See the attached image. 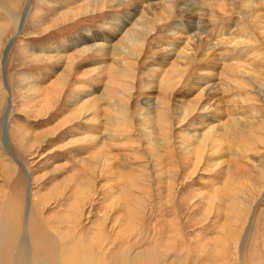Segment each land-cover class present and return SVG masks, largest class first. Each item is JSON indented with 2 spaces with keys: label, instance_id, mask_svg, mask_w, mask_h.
Here are the masks:
<instances>
[{
  "label": "rangeland",
  "instance_id": "374dc122",
  "mask_svg": "<svg viewBox=\"0 0 264 264\" xmlns=\"http://www.w3.org/2000/svg\"><path fill=\"white\" fill-rule=\"evenodd\" d=\"M82 1L20 0L19 23L8 22L0 37V246L13 236L0 263L54 264L62 247L84 243L113 264H264V2L215 0L211 16H202L210 46L232 32L248 46L238 73L224 66L236 63L221 45L200 59L205 43L199 50L191 44L189 74H170L182 61L157 50L167 38L163 23L138 58L131 123L119 130L104 121L105 102L80 106L108 82L97 61L109 60L97 50L79 58L55 97L46 91L65 67L64 45L110 32V21L131 8L106 0V8L85 13ZM171 17L168 24L182 25ZM179 33L169 48L184 45L188 33ZM198 64L213 83L201 97ZM233 116L245 123L236 137L225 128ZM21 228L26 253L17 245Z\"/></svg>",
  "mask_w": 264,
  "mask_h": 264
},
{
  "label": "bare ground",
  "instance_id": "6f19581e",
  "mask_svg": "<svg viewBox=\"0 0 264 264\" xmlns=\"http://www.w3.org/2000/svg\"><path fill=\"white\" fill-rule=\"evenodd\" d=\"M115 1L117 5L130 6L131 8L128 9L127 13L124 15L123 18L114 17L110 21L109 23L110 32L99 30L100 32L98 31V32L87 33L85 36H79L78 38L71 40L67 44V46L66 45L63 46V50H60V52H62L61 56H63L65 59L64 60L65 67L60 71L61 75L60 77L59 76L57 77V79L55 80V84H52L50 88L46 89L49 97L51 98L55 97L54 95H56V92H58L59 84L62 82L61 80L64 79V77L67 78L68 76H70V72L76 66V62L79 61V58L82 57V55L97 50V52L101 54L102 57L104 56L105 58H108L107 60H109V62L107 61L102 62L101 60L97 61L98 64L100 63V66L102 68L101 70L107 73L106 80H108V82H106V85H104L105 90H103L99 94L93 93L94 96L92 98L86 97V99H83L80 102V104H83L80 106L85 107L89 103L90 107L93 106L96 109L97 100H101L105 102L106 104V106L104 107H107V109L105 108L106 111H104V114H103L104 117H106V120H104L106 124L109 123L108 125H110L109 126L110 128H115L119 130L121 129L120 126H125L126 128L127 125L131 123V112L129 110L130 102H131L130 92L133 88V80L135 79V66H137V63L139 62L138 58L141 57V54L146 52L147 49H149L148 47L147 48L145 47L146 46L145 44L146 42H148L150 35L155 34L157 33V31L163 29L164 28L163 23L165 22H166L165 23L166 33L164 34L167 35L166 36L167 38L163 39V41L162 40L157 41V44L159 45V48H157V50L162 51L164 55L173 54L175 59L182 61V64L179 63V61L175 63L170 62V64L173 63L172 68L170 69V74H174V76L179 74L180 80L182 76L186 75V73L189 74L190 70H188V66L189 65L192 66L191 63L194 62V59H195L194 58L195 56H192V58H190L192 54L190 52L192 49L191 44H193L194 47H196V49L199 50L201 46H203L205 43H208V45L205 47V53L200 56V59L206 58L210 53H212L211 51L215 52L214 51L215 47L219 45H221L219 46L220 50H223L225 55L226 53H229L231 51L230 55L232 56V53L234 55L232 57L230 55L229 56L230 58L235 60L236 64L235 63L234 64L236 66L233 67L231 64L226 65V63H224V66L229 67L228 70L231 69V71H234V69H237L235 71H237L238 73L241 71L240 68H242L245 65L243 62L244 60H242L243 62L242 63L240 61V58L243 57V55L248 54L249 50L247 49L248 46H246V48L244 47L245 45L244 40L238 37L237 35L238 32H236L237 34L235 32L230 33V34H233V36L231 37H224V36L217 37L218 40H216L214 44H211L212 46H210L208 42V39L210 36H206V34L208 33V29L204 23L205 21L203 22L204 19L202 16L204 17L211 16L210 13L212 12V10L209 7H211V4H213L215 0H115ZM19 2L20 0H0V11L2 10L5 14L4 17L2 18L0 17V37L4 34L3 32L6 31L8 22L11 25H15L19 23L20 15H21L17 12ZM82 2L84 4L79 9L83 11H80V12L87 13L88 11H94L95 9L103 8L104 4L106 3V0H86ZM242 2L246 7H250V6L254 7V6L262 4L264 0H243ZM220 3L221 4L218 6V9L224 10L225 9L224 2L220 1ZM204 5H206V7ZM60 11L62 14L65 13L63 10H60ZM173 13H176L179 19L182 18L180 19L181 21H183L182 25H176V23L168 24L169 21H171L172 19L171 15ZM213 15H214V12H213ZM208 21L206 24H208ZM16 27L17 26H15L14 28ZM210 28H211V25H210ZM186 32L188 34H186ZM177 33L181 35L182 34L187 35L185 38L184 45L180 49L177 46L169 48L168 47L169 45H173L176 39H179V38H174L175 37L174 34H177ZM205 38L207 39L206 42L203 41ZM230 43L232 44L230 45ZM161 45H166V46L163 48H160L162 47ZM228 46L231 47V50L226 49ZM68 49H72V51L69 54H68ZM196 49H195V53H196ZM241 53L243 54L241 55ZM161 57H162V62L164 63L166 60V56L165 57L161 56ZM245 58L247 57L244 56V59ZM245 60H248V59H245ZM92 64H96V63H92ZM199 65L200 64H198V66L194 65L195 71L196 70L197 72L201 71L200 74L196 76V79L199 81V84L201 83L202 79H204L203 81H204L205 87L204 88H200L198 86L197 87L200 88L199 94L201 93L204 95V93L202 92L205 90H209L210 88H213L212 87L213 83H209L208 80H205L207 73L204 72V70L201 68V66L199 67ZM161 66L162 64L159 63V67ZM96 69H98V66L96 67L92 66L89 68V71L92 72V71H95ZM223 72H226V71L221 70L220 72L221 76L220 74L218 75L221 77V79H222ZM226 74L227 73L225 74L223 73V75H226ZM229 76L231 77V75ZM167 78H164L162 81L166 82ZM172 79H173V76H172ZM206 79H208V75ZM93 94L90 93V96ZM201 94H200V97H201ZM195 97L197 98L198 96H195ZM154 105L156 106L155 103L153 105L149 104V106H153V107ZM145 106H148V103H145ZM201 107L203 106L201 105ZM188 108L190 110L192 109L191 107H188ZM240 117L241 116H239L238 118ZM239 121L241 123H244V121L240 119H236L233 116L231 120L232 124L228 122V124H226V127L222 125L221 126L227 128L230 131L229 132V135L231 134L230 136H234L236 132L238 131L241 132L240 128L242 127V124ZM204 134L205 133L203 134L201 133L199 136L201 137ZM92 135H90V137L92 139H95V137H92ZM227 135L228 134H226V136ZM87 137H89V135H87ZM90 137L88 139H90ZM99 140H100L99 141L100 145H103L104 143L101 142L102 139H99ZM100 149L102 150L101 147ZM23 226H25L24 222H23ZM22 233L23 232L21 228L20 238L18 240L17 245H18L19 252L24 251L26 253L28 251H26V244L23 242V239L21 238ZM12 241H13V236L11 234L9 247H6L3 249V246H0V250L3 249L2 251H0L1 254L5 256L9 254V252L11 251L10 249L12 246ZM98 247L99 246L93 245L91 248L90 244H84V243L81 244L80 246H77V244H73V247L70 249V251L62 247L59 250L58 254L55 253L54 254L55 256H52V260H55L54 264H113L111 258H106L104 260L102 259L101 250H98L97 249ZM94 249L97 250V253ZM65 251L67 253H65ZM37 259H40V258L37 256ZM41 262L42 261L37 260V264H42ZM2 264H5V263H2ZM27 264H31L30 259L27 260ZM123 264H126V263L124 262Z\"/></svg>",
  "mask_w": 264,
  "mask_h": 264
},
{
  "label": "water",
  "instance_id": "95a60500",
  "mask_svg": "<svg viewBox=\"0 0 264 264\" xmlns=\"http://www.w3.org/2000/svg\"><path fill=\"white\" fill-rule=\"evenodd\" d=\"M5 129H6V123H4L3 124V127H2L3 133H5ZM21 168H23V167L21 166ZM24 173L26 175L27 183H26V192H25V198H24L23 222L25 221V217H26V213H27V208H28V204H29V178H28V175H27V173H26L25 170H24Z\"/></svg>",
  "mask_w": 264,
  "mask_h": 264
}]
</instances>
